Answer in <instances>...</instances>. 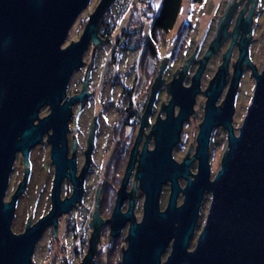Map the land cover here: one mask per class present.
<instances>
[{
	"label": "water",
	"instance_id": "95a60500",
	"mask_svg": "<svg viewBox=\"0 0 264 264\" xmlns=\"http://www.w3.org/2000/svg\"><path fill=\"white\" fill-rule=\"evenodd\" d=\"M112 1L100 0L76 42L70 41L63 46L75 20L91 0H0V14L11 15L14 17L11 21L18 22V26H12L11 32L0 34V62L4 61L0 70L8 80V96L2 100V105L7 106L8 117L0 120V264H32L35 242L44 227L56 224L57 215L67 211L79 198L81 186L73 178L74 160L66 159V146L71 104L80 100L82 94L67 96V83L72 73L81 67L84 51L93 42L95 46L84 72L87 82L96 44L104 41L98 34V25ZM250 1L249 22L257 0ZM250 1L240 10L241 13ZM227 3L219 18L216 39L225 34L237 7L236 0ZM201 71L199 69L189 87H182L181 79L172 84V97L165 106V117L157 118L152 127L153 148L148 150L144 145L139 153L140 170L136 175L145 195L140 222H136L131 206L125 213L120 212L141 130L138 132L131 162L110 218L113 235L126 219L130 221L128 246L122 264H161V254L170 241V254L162 264H264V61L261 71L253 72L251 101L237 135L229 117L240 71L236 69L233 75L223 109L214 106L222 78L217 81L216 77L205 92L207 103L195 148L198 171L191 178V160L185 158L178 163L172 151L179 142L183 121L192 112ZM155 85L157 88L158 83ZM175 105L179 107L176 116ZM45 106L49 108L48 114L34 124ZM218 125L228 129V148L219 170L210 180L208 139L212 127ZM49 131L46 140L51 144L50 158L55 166L53 207L26 232L14 234L10 225L18 193L10 202H4L12 159L18 149L27 157L29 148L41 143L43 135ZM68 168H71L70 173ZM70 175L74 193L71 198L60 201V183ZM179 177L186 180L183 188L178 183ZM167 182H170L171 192L166 210L161 211L159 194ZM205 191L211 195L206 220L194 249L189 251L199 202ZM179 192L184 199L177 207ZM91 258L89 252L81 264H90Z\"/></svg>",
	"mask_w": 264,
	"mask_h": 264
},
{
	"label": "flooded vegetation",
	"instance_id": "af4514ba",
	"mask_svg": "<svg viewBox=\"0 0 264 264\" xmlns=\"http://www.w3.org/2000/svg\"><path fill=\"white\" fill-rule=\"evenodd\" d=\"M248 1L250 0L242 2L246 4ZM238 4L239 1H237V7L228 23L225 34L219 39H216L215 34L217 33L219 18L223 12L203 23L202 28L195 26L190 19L182 22L176 28L177 18L171 29H156L153 28V24L157 13L148 20L140 22V28L131 31L141 33L134 35L132 45L128 46L129 53H137L130 63L129 70L116 71L118 66L110 61L112 71L108 75L116 76L119 81L127 80L122 82L120 95L113 102L117 109L112 113L113 118L110 120L105 114L106 107L109 105L108 99L101 93L106 81V73L103 70L99 72L100 86L99 89L96 87L97 90H88L90 77H88L87 83L83 79L80 87L71 93L67 83V96L82 94L80 100L71 104L66 146V159L74 160L73 178L79 182L81 191L78 200L67 211L57 215L56 224L50 223L45 226L35 242L34 252H36L41 241L47 239L44 253L49 262L46 264H55L56 261L59 262L58 264H81L89 252L92 254L90 264H111V260L115 258L121 260L120 264H122L123 253L128 246L127 237L130 221L126 219L117 234L113 235L110 229V218L116 205L124 174L131 162L138 132L141 130L136 155L125 185V198L120 206L121 213H125L131 206L136 222L141 220L145 195L140 188V181L136 175L140 170L139 153H141L144 145L147 146L148 150L153 148L152 127L157 118L163 119L165 117V106L171 100L172 84L175 81L181 79L182 87H189L193 77L199 69H202L198 77L199 91L195 95L192 112L183 121L179 142L172 151V156L178 163L183 162L185 158L191 160L189 161L191 178L198 171L199 160L195 157V148L198 129L207 103L205 92L211 87L216 77L217 81L222 78V86L214 106L223 109L225 96L236 69L240 73L235 85L229 121L234 134H238L252 97L251 94L246 100L242 94L244 80L249 77L254 83L253 72H260L264 61V59H259L257 54L254 14L252 12L249 22L246 14L244 15L241 11L238 12ZM105 12L97 29L100 37H104V33L100 29ZM13 18L11 15L0 14V34L11 32L14 24L18 26V22L11 21ZM198 21H201V17ZM141 29L143 30L141 31ZM138 52L140 53L139 56ZM3 63L0 62V67ZM6 64L8 63L6 62ZM7 81L6 76L3 77L0 70V120L8 117L7 106L4 107L5 103L2 105V100L7 99L8 96ZM157 83L156 88L155 84ZM43 108L49 112L48 106ZM178 109L179 107L175 105L173 109L175 116L179 111ZM39 118H41L40 113L34 124L38 123ZM190 125L196 127L194 143L190 145V150L186 151L180 160H177L173 154L182 148L184 131ZM49 133L51 131L43 135L41 143L29 148L27 157L18 149L12 159L13 163L4 191V202H10L12 197L18 193L16 201H14L15 207L12 211L13 216L10 225L14 234L26 232L37 221L43 219L53 207L52 188L54 187L55 166L50 158L51 144L46 140ZM227 138L228 129L224 125L212 127L210 139H208L207 160L210 165V180L214 178L221 166L225 149L228 148ZM215 144L217 146L225 144V149L220 155L218 169L213 172V160L215 159L212 149ZM39 147L46 148V151L37 152L36 149ZM70 171L71 168H68L67 172L70 173ZM169 183L167 182L162 186L161 193L167 187L169 193L171 192ZM178 183L183 188L186 180L179 177ZM73 187L72 175L64 177L59 186L58 200L64 201L71 198L74 193ZM183 199V194L179 192L177 207L181 205ZM210 199V193L203 192L201 202H199L197 220L189 240V247L193 242L194 245L192 248L188 247L189 251H192L197 243L198 235L204 225L203 223L202 226L200 224L203 217L202 213L206 202H210ZM167 204L164 208L160 206V210H166ZM15 223L19 224L18 228H16ZM170 246H172V241L161 254V264L170 254ZM34 252L31 258L32 264H34L32 261Z\"/></svg>",
	"mask_w": 264,
	"mask_h": 264
},
{
	"label": "rangeland",
	"instance_id": "374dc122",
	"mask_svg": "<svg viewBox=\"0 0 264 264\" xmlns=\"http://www.w3.org/2000/svg\"><path fill=\"white\" fill-rule=\"evenodd\" d=\"M100 0H91L89 6L79 15V17L75 20V23L73 24L69 36L66 39L63 46H66L70 43V41H75L79 38V36L82 33V30L85 26V23L87 22L88 16L92 13L96 5L98 4ZM238 1V0H236ZM244 1V0H242ZM229 0H203V2L196 3L194 0H183L181 4V10L176 22L175 27L178 28L182 22H185L186 20L190 19L191 22L197 27L202 28V24L208 22L212 17H216L217 15L221 14L224 9L227 7ZM160 3V0H113L112 5L107 8L105 15H104V21L107 22V30H110L109 33H105L106 30L104 27L102 28V32L104 30V37H101L104 41L102 43H97L96 48L93 55V61L92 65L90 67L89 76L90 82L88 84V90L91 91L99 89V72L104 71L106 73V81L103 87V93L105 95V98L108 99L109 105L106 107V113L108 115V119H112L114 112L117 107L114 105L113 102L118 98L121 91V85L122 82H126L127 80L122 79L119 81V79L116 76H109V72L111 73V62L113 61L115 65L118 66V69L116 71L124 72L123 70H129L130 63L133 61L137 55L129 53L128 46L130 47L132 45V38L134 35H139L141 32H131L135 28L139 27L140 22L143 20H148V18H151L153 16L157 9L158 5ZM252 2L250 1L247 4L246 10L243 12V14L247 15L250 11V6ZM245 6V3L240 2L238 6V12H240L241 9H243ZM254 36L257 39V50L259 59H264V0H257L254 10ZM201 17V21H198V19ZM205 21V22H204ZM104 22V23H105ZM143 27V26H142ZM141 27V28H142ZM140 28V27H139ZM143 29H141L142 31ZM107 38V39H106ZM138 38V37H137ZM93 46V42L89 44V47L87 51H84L83 56V62L84 64L78 71H74L72 73L71 79L69 80V92H73L75 89L80 87L81 81L84 79L86 68L88 66V61L91 59V51ZM122 46V47H121ZM138 52V56H139ZM87 62V63H86ZM260 65V61H259ZM106 70V71H105ZM122 76V75H120ZM112 77V78H111ZM87 83V82H86ZM97 87V89H96ZM254 88V83L252 80H250L249 77H247L244 80L243 87H242V94L246 100L249 99V95L252 94ZM48 114V110L46 108H43L40 112V117L45 116ZM196 127H192L191 125L187 127L184 131V143L182 144V148L174 152V157L177 160H180L182 158V155L188 151L190 147V143H194V132ZM223 149H225V144L222 146H217L215 144L214 148L212 149L214 152V167L213 172H215L218 169V162L220 155L223 153ZM42 150V151H41ZM46 151V148L39 147L36 149L37 152L41 151V153ZM45 160V159H44ZM169 190L168 187L163 190V192L160 194V206L161 208H164L167 204L168 194ZM209 202H206V205L204 207V212L202 220H201V226L202 223H204L205 216L207 213ZM16 228L19 227V224L15 223ZM46 241L47 239H44L41 241L39 247L37 248L36 252H34L33 256V263L34 264H46L48 259L45 258L46 254L44 253V248L46 247ZM194 245V242L191 244L189 248H192ZM59 262L56 261L55 264H58ZM121 260L115 258L111 260V264H120Z\"/></svg>",
	"mask_w": 264,
	"mask_h": 264
},
{
	"label": "trees",
	"instance_id": "16d2710c",
	"mask_svg": "<svg viewBox=\"0 0 264 264\" xmlns=\"http://www.w3.org/2000/svg\"><path fill=\"white\" fill-rule=\"evenodd\" d=\"M195 2H203V0H194ZM183 0H160V3L158 5V9L156 13L158 14L155 18L153 28L156 29H162V30H169L171 29L176 19L179 16L180 10H181V4ZM104 19L102 21L101 29L104 27L106 30L105 33H109L110 30H107V22H105ZM104 32V30H103Z\"/></svg>",
	"mask_w": 264,
	"mask_h": 264
}]
</instances>
